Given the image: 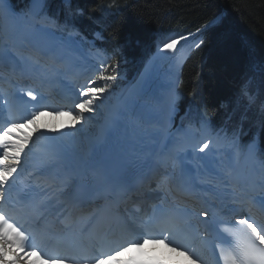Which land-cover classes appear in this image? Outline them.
I'll use <instances>...</instances> for the list:
<instances>
[{"label": "trees", "instance_id": "16d2710c", "mask_svg": "<svg viewBox=\"0 0 264 264\" xmlns=\"http://www.w3.org/2000/svg\"><path fill=\"white\" fill-rule=\"evenodd\" d=\"M21 10L29 0H11ZM81 8V12L77 9ZM201 32L202 42L186 59L179 85L180 107L206 111L216 128L248 139L255 132L264 150V0H46L49 14L87 37L95 29L103 44L121 55L111 74L131 77L157 40L189 33L218 17ZM122 61V62H121ZM116 83V81H115ZM244 88L254 94L251 101Z\"/></svg>", "mask_w": 264, "mask_h": 264}, {"label": "snow or ice", "instance_id": "6c2138e0", "mask_svg": "<svg viewBox=\"0 0 264 264\" xmlns=\"http://www.w3.org/2000/svg\"><path fill=\"white\" fill-rule=\"evenodd\" d=\"M15 14V9L11 7L10 0H0V16L4 18H11ZM199 31V30H198ZM188 36L178 35L176 38H170L167 42L162 44L159 48L160 53L174 52L177 50V46L181 41H186ZM201 43H203L201 41ZM200 45L198 44L197 47ZM39 53V50H37ZM10 55V50L5 47V49L0 50V60ZM32 58L29 57V60ZM27 62V61H26ZM101 79L107 81H114L117 79L115 76H101ZM90 83H92L90 81ZM147 81H142L139 88L137 89L135 95H141L144 93L145 84ZM106 91L105 88L88 87L80 92L81 97H91L82 99L81 102L76 104V108L80 110L81 113L94 111V104L101 101L100 94ZM27 95L31 97L32 100H36L37 96L33 94L32 91H28ZM135 99L130 96L126 99L123 104L115 110L113 115L110 117L111 123H116L118 118L126 114V110L129 107L135 106ZM174 97L169 96L166 104L169 108L174 106ZM43 113H37L33 115L30 119L24 120L22 123H10L7 128L0 132V149H2V155H0V202L5 201V195L13 186V182L16 177L20 175L18 169L22 166V154H25V147L29 144L31 139V132L38 131L37 121L39 116ZM63 114V113H61ZM82 119V116H77L74 118L75 121ZM205 124L207 122H204ZM31 126V132L23 134V136H17L13 140L12 133L13 130L19 132L20 129H25ZM212 141L204 140L199 143L198 151L200 153H205L206 150L211 151ZM248 152L252 155L256 154V143L255 140L248 145ZM59 154L51 153L48 157L43 159L40 163L39 173L42 175L50 167H54L59 162ZM202 159V157H201ZM36 187H40L37 185ZM182 190H189L190 185L184 184L181 186ZM33 189L29 187V191ZM63 195V193L61 194ZM20 207L27 213L37 209V203L34 199L28 197L27 195L20 198ZM260 210L264 212V201L260 203ZM42 207V205H41ZM15 210V209H13ZM160 218L165 224H172L173 222H180L184 220L187 215V210L179 208H171L166 211L160 212ZM205 217H208L207 212L200 213ZM231 218L228 219H215L210 218L205 221H201L205 225V231L210 235H214L215 239L219 240L221 243H226L231 245V240L229 238L235 239V246L232 248L231 252H226L224 248H220V259L224 261V264H264V225L257 224L250 218H241L235 221L236 225L241 227L240 232H235L232 228L227 225L231 224ZM224 225V227H220ZM186 227H191L190 222H185ZM33 227H38V223L33 225ZM128 231H134L131 225L126 226ZM172 235L169 232L168 236L164 239H169ZM38 239L35 231L29 232L23 225L19 224L15 220L10 222V218L7 213L0 208V264H35L34 261L29 260L30 257H36V260L40 264H48V261L42 260L38 254V245L34 244V241ZM150 241L144 240V243H149ZM156 243H162L163 240L151 241ZM143 245L139 242L129 243L125 247H121L114 255H108L106 257H101L95 261V264H108L112 261L115 264H144L136 258H130L128 261H117L116 257L124 253L133 251L134 249H139ZM11 253L12 259H8V254ZM51 264H57L56 260H53Z\"/></svg>", "mask_w": 264, "mask_h": 264}, {"label": "bare ground", "instance_id": "6f19581e", "mask_svg": "<svg viewBox=\"0 0 264 264\" xmlns=\"http://www.w3.org/2000/svg\"><path fill=\"white\" fill-rule=\"evenodd\" d=\"M12 17H15V15H13ZM6 20V18L0 19V50H3L5 49V47H9L11 45L16 46L18 44H22L18 31L16 29L7 30ZM39 34L44 35L43 32ZM15 35L17 38H19V40H16L17 38L15 37ZM176 37L177 36L167 37L156 46L155 50L144 62L142 68L140 69V73L137 76V79H134V83L129 85L126 88L125 93L121 95L122 98L119 101L109 104V109H106L107 111L104 116L105 120L99 126L100 133L98 134V136L91 137L88 139L89 141H87L89 143L88 147H90L88 148L86 153H77V156H75L76 159L80 158L84 160L85 156H87L88 154L99 153V158L103 160V164L102 168L98 171L99 175H96L97 178L104 177V174L101 173L107 172V168L114 170L117 169L119 172L124 173L125 171H127L125 166L126 164L130 165L131 169L136 168L140 165L143 166L148 162L154 161L156 159L159 161V152L162 145L158 144V141H160V139H166V130L171 125V117L174 113L173 110L175 109V105L178 99V86L180 82L182 65L189 52V48L194 45L193 43L191 44V46L186 47V44L189 41H181V43L177 46V50H175L174 52H159V48L162 47V44L164 42H167V40L170 38ZM50 49L47 50L48 53H46L50 56H48L47 59L49 58L50 60L48 61L54 64H56L57 61L56 57L54 56L60 57V55H63L62 53L66 52V57L63 61L65 70L60 73H67L69 67L72 68L75 64L76 58H74L75 56L73 55L76 47L71 45V47L67 49L65 46H59V53L56 52V55L52 54V50L50 51ZM74 71L77 72V70ZM145 80L147 81V83L145 84L144 93L141 95H135L141 82ZM130 96L134 97L136 101L135 106L129 107V109L126 110V114L119 117L116 123H111L110 117L113 115L115 110L119 108L123 104V102ZM169 96L174 97V101H176L174 103V106H172L171 108H169L166 104ZM59 116L60 118H56L55 120L56 129L67 134H72V132L74 133V128L73 131H71V128L68 129L70 124V122L68 121L69 114L63 113ZM51 117V114H46V116H44L42 119L44 123L42 125L51 126V124H53ZM56 117H58V115ZM111 126L115 127L113 131L111 130ZM176 145L180 146L178 144ZM175 149L176 148L173 147L170 150V153H172ZM246 151L247 153L242 158L240 164L242 170L244 164L253 156L248 152V150ZM186 153L187 152H185L184 155ZM192 154H194L197 158L202 157L205 164H210V161H212L211 158L210 161L207 160L209 157L208 154L201 153L200 155L198 150L195 151L194 148H192L188 152L189 156ZM184 158L185 156L182 157V160H184ZM62 163L63 162L59 161L57 164L62 165ZM236 163L237 159L235 161L231 160V163L227 167L231 168L232 166V168L234 169ZM201 169H203V166L199 167V170ZM209 171L210 173L215 174L217 177L218 175L223 174L218 172L213 173L210 169ZM257 171L258 166L256 164H249L247 184L248 186L250 185L251 189H256L261 185V181L257 177ZM239 177L244 180L246 174L239 170ZM221 188L222 187H220V189ZM61 194L62 192H60V196ZM150 194L160 195L162 194V190L158 189L156 191H150ZM166 196L167 194L165 193V198ZM52 214L53 212L47 213V218L51 219ZM7 258H13L11 253L8 254Z\"/></svg>", "mask_w": 264, "mask_h": 264}, {"label": "rangeland", "instance_id": "374dc122", "mask_svg": "<svg viewBox=\"0 0 264 264\" xmlns=\"http://www.w3.org/2000/svg\"><path fill=\"white\" fill-rule=\"evenodd\" d=\"M37 2H38V4L36 7V12H35L36 16H34L35 19L40 18L41 20L43 19L44 21H53V20H51L52 18H50L44 14L45 13L44 0H38ZM37 15H41V16L37 17ZM59 25L60 24H58L57 22L54 21V27H59ZM20 27L23 29L22 25H20ZM33 29H34L33 27L32 28L28 27V31H26L25 35H24V37L25 36L27 37L25 40H29V38L31 37L30 31H32ZM42 32L43 31H39V33H42ZM18 34H19V32H18ZM97 34H99V33H97ZM177 35H185V34H176V35L170 34L168 37L177 36ZM28 36H29V38H28ZM15 37H16V35H15ZM52 38H54V35ZM196 38L197 37L190 39L189 42L186 44V47L191 46V44H193V43L195 45L196 44L195 41L197 42ZM16 40H19V38H17ZM60 40H62V39H60ZM161 41L162 40H160V41L157 40V44H159ZM67 42L70 43L69 40ZM75 43H73V44L70 43L69 45L70 46L71 45L72 46H75V45L79 46V50H76V51H78L76 53V56H80V57H76V58L82 59V57L84 55V51H83V47L81 46V42L79 40H76ZM87 58H89V57L87 56ZM74 61H75V59H74ZM118 76L119 75H116L115 77L119 78ZM135 77H134V79L136 80L137 74ZM123 79H125V76L122 78V80ZM134 79H132L129 83H125V82L122 83V81H119L118 84L116 86H114L113 81H107V80L101 79V76H98L97 72H95L94 77L90 80L92 83H90V81H89L86 88H88V87L105 88L106 91L104 93L100 94L102 99H101V101H98L97 104H94V109H95L94 111L81 113L80 110L78 109L75 112V117L82 116L81 121L80 120L79 121L73 120L72 128H71V131H73V128L75 130L74 133L72 132L73 133L72 140H73L74 144H76V149H75L76 153L82 154L83 152H85L88 148V145H89V143L87 142V141H89L88 139L91 137L98 136V134L100 133L99 126L105 120L104 116L106 114V111L109 109V104L114 103L116 101H119L122 98L121 95H123V93H125L126 88L129 85H131L132 83H134V81H135ZM86 98H91V97H86ZM173 111H175V109ZM176 112L177 111H175V114H176ZM191 117H192V119H194L195 122L187 124L183 128H179V129L174 128L171 131L168 130L167 134L168 135L172 134V135H174L175 138L177 137L179 140L182 139L185 135L190 134L192 139H194L195 141H198V145H199V143L203 142L204 140H209L210 134L212 133L211 127H210L209 117L207 115H205L204 113H201V112H193ZM173 119H174V117H173ZM171 121H172V117H171ZM204 122H207V123L205 124ZM52 123L53 124H51V127L55 128L56 127L55 119H52ZM77 123H79V124H77ZM28 132H31V126H29L28 128H25V129H20L19 132H17L16 130H13V133H12L13 140H15V138L17 136H23V134L28 133ZM34 133L35 132H31V139L29 141V144L33 140ZM229 137L230 136L218 133V134H215V136L212 140V143L214 142L213 145L215 146L214 149H218V150H211L210 152L213 153L212 154L213 156L219 157V158H217L216 162L214 160V169L215 168L224 169V164L226 162H229L230 156H233V160L235 161L236 159L243 158L245 156V154L247 153L246 150L248 148L247 147L248 145L241 144L237 138L233 137L234 138L233 139V138H229ZM219 149H222V150H219ZM197 150L198 149H195V151H197ZM25 151H26V147H25ZM253 157H254V155L252 156V158L249 161H247L244 164V166L245 165L249 166V164H255V162H254L255 159L253 160ZM248 166H247V168H248ZM225 168L227 170L230 169L228 167H225ZM243 171H244V167H243ZM28 259L33 261L32 257H30Z\"/></svg>", "mask_w": 264, "mask_h": 264}, {"label": "water", "instance_id": "95a60500", "mask_svg": "<svg viewBox=\"0 0 264 264\" xmlns=\"http://www.w3.org/2000/svg\"><path fill=\"white\" fill-rule=\"evenodd\" d=\"M225 14H226V10L223 9V12L221 13V16H220V17H222V16L225 15ZM216 23H217V22L214 21V22H211V23L208 24V25H205L204 27L200 28L199 31L197 30L196 32L192 33L190 37H193L194 35H196L197 33H199L201 30L207 28L208 26H211V25H213V24H216ZM190 37H189V38H190ZM189 38H188V39H189ZM188 39H187V40H188ZM187 40H186V41H187ZM199 40H200V38L197 40L196 43H198Z\"/></svg>", "mask_w": 264, "mask_h": 264}]
</instances>
